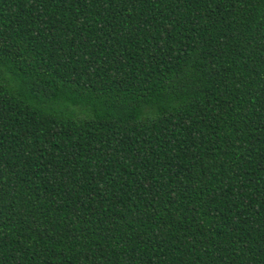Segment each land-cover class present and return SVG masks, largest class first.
Listing matches in <instances>:
<instances>
[{
    "label": "trees",
    "instance_id": "obj_1",
    "mask_svg": "<svg viewBox=\"0 0 264 264\" xmlns=\"http://www.w3.org/2000/svg\"><path fill=\"white\" fill-rule=\"evenodd\" d=\"M0 264H264V0H0Z\"/></svg>",
    "mask_w": 264,
    "mask_h": 264
}]
</instances>
